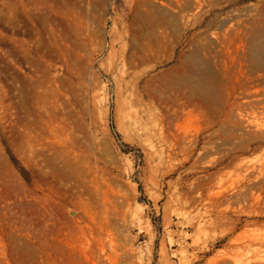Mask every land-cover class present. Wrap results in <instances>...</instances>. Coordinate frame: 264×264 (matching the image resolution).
<instances>
[{
	"label": "rangeland",
	"instance_id": "obj_1",
	"mask_svg": "<svg viewBox=\"0 0 264 264\" xmlns=\"http://www.w3.org/2000/svg\"><path fill=\"white\" fill-rule=\"evenodd\" d=\"M0 264H264V0H0Z\"/></svg>",
	"mask_w": 264,
	"mask_h": 264
},
{
	"label": "bare ground",
	"instance_id": "obj_2",
	"mask_svg": "<svg viewBox=\"0 0 264 264\" xmlns=\"http://www.w3.org/2000/svg\"><path fill=\"white\" fill-rule=\"evenodd\" d=\"M224 25H227V28L226 30H224L225 32L221 35V43L223 45L226 43L228 44V47L226 48L227 56L235 59L237 61L235 63H239L240 60L243 61L245 59L244 51L247 48L246 21L242 18L238 19L237 21L228 19L224 22ZM175 114H176L175 110L168 109L166 111V114L164 115L166 124L168 125L169 128L174 125ZM231 118L234 119L235 124L238 128H240L243 132L246 131L248 122L243 120L244 115L240 112L239 107L236 108L235 113L231 116ZM105 184H107V182ZM107 185L110 187V184ZM133 218L140 225L141 220L137 213L133 215Z\"/></svg>",
	"mask_w": 264,
	"mask_h": 264
}]
</instances>
